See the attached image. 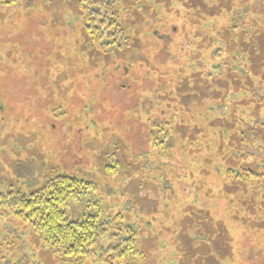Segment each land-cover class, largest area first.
I'll use <instances>...</instances> for the list:
<instances>
[{
  "label": "rangeland",
  "instance_id": "374dc122",
  "mask_svg": "<svg viewBox=\"0 0 264 264\" xmlns=\"http://www.w3.org/2000/svg\"><path fill=\"white\" fill-rule=\"evenodd\" d=\"M172 1L125 7L139 39L103 55L85 47L75 0L0 3V192L28 193L61 173L92 184L66 211L76 219L99 201L136 225L142 257L123 264H264V178L229 174L239 122L264 124V107L243 102L254 88L264 96V0H176L177 10ZM166 17L181 53L144 35L152 25L163 33ZM216 25L222 38L195 53ZM172 113L178 144L169 155L150 148L146 121ZM245 150L264 161L261 139ZM17 261L70 264L0 216V264Z\"/></svg>",
  "mask_w": 264,
  "mask_h": 264
},
{
  "label": "trees",
  "instance_id": "16d2710c",
  "mask_svg": "<svg viewBox=\"0 0 264 264\" xmlns=\"http://www.w3.org/2000/svg\"><path fill=\"white\" fill-rule=\"evenodd\" d=\"M16 1L0 0V3L10 4ZM235 1L238 4L240 0ZM149 2L151 0H148ZM175 3L178 4L176 0H173L171 6L177 10L178 7L173 6ZM131 4L134 5V8L139 9L142 0H75L77 15L81 19L84 31L85 47L97 55H103L106 53L113 54L128 49L130 45L132 46L139 37L135 36L134 33L130 35L129 27L123 15L124 8L126 7L125 10L128 9ZM161 5L164 4L161 3ZM171 16L173 17V14ZM172 17H166L162 19L161 23H158V27L163 29V33H160L159 29L153 28L155 25H152L149 27L152 31L144 35L145 37L150 36L160 43L164 41V44L168 45V49L175 46L179 50L180 47L182 48L183 42L180 40L177 42L170 35L171 33L176 36L178 32V29L172 24L175 20ZM219 26L221 25H216L215 36L208 33V39L204 40L201 37L196 42L193 47L195 53L200 51L210 53L212 51L219 42L217 38H222L220 31H217ZM206 31L208 32V30ZM144 35L140 38H143ZM202 36L204 37V35ZM252 46L257 54L261 53L258 49V42L253 41ZM226 49L228 50V47ZM222 53L223 47L220 46V49L217 47L212 58L215 60L220 59ZM195 60L198 61L199 57ZM221 65L222 62L215 66L213 72L217 73L218 71L215 70ZM261 67L260 62L250 66V68L248 66L250 71H259ZM246 74L249 75V72ZM251 80L254 79L251 77ZM261 81L264 85V72ZM250 94V98L243 100V102L251 107L257 105V111L260 114L262 111H260V108L264 107V96L260 95L256 88L252 89ZM159 118L161 119L159 122H154L152 118H148L146 121L149 146L159 153L170 155L171 149L177 147L178 144V136L173 125L175 115L169 114V116H159ZM239 123L243 128L240 134L237 135L238 144L233 145V151H237V154L234 153L231 158L235 166L237 165V173L235 176L233 175L234 172L233 174L229 172V174L233 176V179L238 180L263 179L264 161L258 163L255 160L257 155L253 151L248 150L246 152L245 150L244 152L241 150L254 146V140L261 139L264 143V124L259 121ZM257 165H260L259 168L256 167ZM91 185L90 183H84L83 180L74 175L61 173L44 180L43 183L31 189L28 193L0 192V216L15 218L23 226L30 229L31 234L51 254L57 258L65 259L70 264H94V260L98 264H123L126 258L136 261L138 257H142V253L137 250L133 235L135 227L136 229L138 227L136 225L133 228L126 226L125 222L121 221L120 214L106 215L100 202L96 201L90 214L81 215L82 217H76V219L69 217L66 211L67 202L70 199L78 200L84 190ZM105 238H108L110 243L100 245L101 240ZM99 249L100 253L98 255L97 251ZM16 264L37 263L17 261Z\"/></svg>",
  "mask_w": 264,
  "mask_h": 264
}]
</instances>
